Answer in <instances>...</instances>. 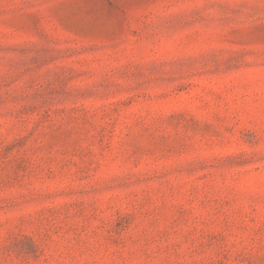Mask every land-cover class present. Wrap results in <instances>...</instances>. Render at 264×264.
<instances>
[{
  "label": "rangeland",
  "instance_id": "1",
  "mask_svg": "<svg viewBox=\"0 0 264 264\" xmlns=\"http://www.w3.org/2000/svg\"><path fill=\"white\" fill-rule=\"evenodd\" d=\"M0 264H264V0H0Z\"/></svg>",
  "mask_w": 264,
  "mask_h": 264
}]
</instances>
